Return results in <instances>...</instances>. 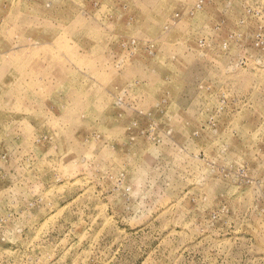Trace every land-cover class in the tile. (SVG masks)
Returning <instances> with one entry per match:
<instances>
[{"label":"rangeland","instance_id":"374dc122","mask_svg":"<svg viewBox=\"0 0 264 264\" xmlns=\"http://www.w3.org/2000/svg\"><path fill=\"white\" fill-rule=\"evenodd\" d=\"M0 264H264V0H0Z\"/></svg>","mask_w":264,"mask_h":264}]
</instances>
